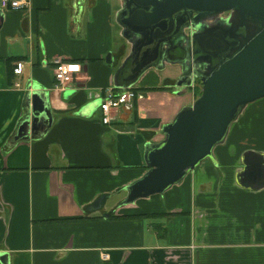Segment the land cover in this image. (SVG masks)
<instances>
[{"label": "crops", "instance_id": "0c3cea01", "mask_svg": "<svg viewBox=\"0 0 264 264\" xmlns=\"http://www.w3.org/2000/svg\"><path fill=\"white\" fill-rule=\"evenodd\" d=\"M118 8L119 0H29L3 12L0 254L8 264H264V183H239L244 153L264 156V98L245 106L212 160L162 194L123 204L125 187L148 170L144 147L191 102L173 87L178 66L149 68L133 84L143 98L102 123L98 102L128 53ZM54 60L81 70L57 88ZM32 95L47 99L52 123L14 142L33 117Z\"/></svg>", "mask_w": 264, "mask_h": 264}, {"label": "water", "instance_id": "95a60500", "mask_svg": "<svg viewBox=\"0 0 264 264\" xmlns=\"http://www.w3.org/2000/svg\"><path fill=\"white\" fill-rule=\"evenodd\" d=\"M147 4L153 5L149 13L144 12ZM127 10L132 17H126V23L121 21L124 10L116 14V21L124 30L121 35L132 44L130 55L138 58L145 54V59L138 69L122 80L118 77L119 66L114 74V88L132 86L149 68L162 69L165 63H176L159 56V43L168 34L165 28L169 25L165 19L180 10L193 12L196 22L213 21L207 35L198 41L215 62L200 70V95L161 127L162 140L144 147L143 157L148 170L125 187L123 204L162 194L202 162L212 160L214 147L224 141L230 125L245 106L264 98V0H131ZM223 13L228 14L219 17ZM2 20L0 10V25ZM131 30L135 34H130ZM105 60L111 61L110 53ZM180 72L183 73V68ZM190 85V79L177 81L174 86L181 88L175 92L183 94ZM26 101L27 106L29 103L33 106V117L31 121L29 115L23 118L12 137L14 142L28 137L31 130L33 136H41L52 123L47 99L40 102L32 95ZM40 116L43 127L35 130ZM242 159L244 171L239 175V183H246L251 188L261 187L264 156L247 151ZM0 264H8L7 254H0Z\"/></svg>", "mask_w": 264, "mask_h": 264}, {"label": "flooded vegetation", "instance_id": "af4514ba", "mask_svg": "<svg viewBox=\"0 0 264 264\" xmlns=\"http://www.w3.org/2000/svg\"><path fill=\"white\" fill-rule=\"evenodd\" d=\"M128 4L130 8L131 0H119L117 13L120 10L125 11L126 14L123 13L121 17V21L124 23H126L124 20L126 17H132L127 10ZM147 5L148 6L144 8V12L149 13L153 5ZM227 14L228 13H223L219 17H226ZM195 20L196 17L193 12L183 13V11L180 10L177 13H173L168 19H165L166 23L169 25L165 28L168 34L167 36H164L159 43V56L167 62H176L173 65H176L179 68V73L173 78V84L177 81H187L190 79L191 85L187 90L192 89V87L200 86V70L215 62V59L209 55L208 50H205L203 44L200 45L199 42V38L201 39V37L207 35V32L210 30L209 28L212 27L211 23H213V21L204 19L201 22H196ZM205 25L206 27H203ZM119 27L120 32L122 33L124 30L120 25ZM131 33L135 34L132 30L130 34ZM124 40L128 43V53L119 64L120 71L118 77L120 80L127 78L131 74V71L138 69L145 59V54H141L138 58H136L134 54L130 55L132 44L125 38ZM177 62H179V65ZM165 64L170 65L169 63ZM180 68H183V73L180 72ZM173 87L175 89L181 88Z\"/></svg>", "mask_w": 264, "mask_h": 264}, {"label": "built area", "instance_id": "2783aa9c", "mask_svg": "<svg viewBox=\"0 0 264 264\" xmlns=\"http://www.w3.org/2000/svg\"><path fill=\"white\" fill-rule=\"evenodd\" d=\"M29 6V0H0V10L15 11L22 10ZM53 79L56 83L55 87H64L72 81L73 74L81 70V66L76 62H66L54 60ZM23 63L17 61L13 66L14 75L22 73ZM13 87L18 88L19 83L14 82ZM143 94L133 85L123 89L109 88L103 92L98 102V109L102 114V123L107 124L111 121L113 113L122 106L131 103L135 99H142Z\"/></svg>", "mask_w": 264, "mask_h": 264}, {"label": "rangeland", "instance_id": "374dc122", "mask_svg": "<svg viewBox=\"0 0 264 264\" xmlns=\"http://www.w3.org/2000/svg\"><path fill=\"white\" fill-rule=\"evenodd\" d=\"M200 90H201V85L200 86H196V87H192V89H189V90H187V92H185L184 94L180 95L181 101H190L191 102L190 105H191L193 103V101L200 95Z\"/></svg>", "mask_w": 264, "mask_h": 264}]
</instances>
